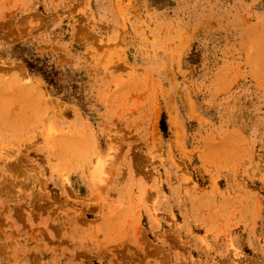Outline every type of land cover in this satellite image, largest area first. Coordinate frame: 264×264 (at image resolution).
Returning <instances> with one entry per match:
<instances>
[{
	"label": "rangeland",
	"instance_id": "rangeland-1",
	"mask_svg": "<svg viewBox=\"0 0 264 264\" xmlns=\"http://www.w3.org/2000/svg\"><path fill=\"white\" fill-rule=\"evenodd\" d=\"M0 264H264V0H0Z\"/></svg>",
	"mask_w": 264,
	"mask_h": 264
}]
</instances>
